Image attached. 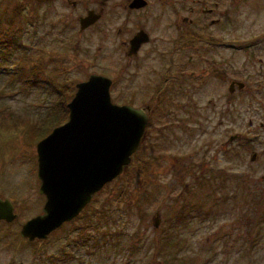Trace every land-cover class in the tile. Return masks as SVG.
<instances>
[{"label":"rangeland","instance_id":"rangeland-1","mask_svg":"<svg viewBox=\"0 0 264 264\" xmlns=\"http://www.w3.org/2000/svg\"><path fill=\"white\" fill-rule=\"evenodd\" d=\"M130 1L0 0V23L12 21L14 30L10 45L0 43V197L8 198L17 214L0 222V264H264V93L243 90L219 96L211 81L207 91L188 98L177 90L157 103L137 95L141 88L156 94L160 79H154L155 69L179 72L194 55L195 63L205 54L214 63L218 49L197 42L199 51H171L176 34L171 0H147L142 9H130ZM226 2L219 3L226 8H214L215 16L224 19L210 29L222 27L235 34L228 26L233 18L241 47L256 40L263 48L264 0ZM17 4L21 7L15 14ZM100 9V18L81 29L80 18ZM230 9L233 15L228 17ZM179 24L183 30L185 23ZM140 28L150 40L138 56L137 51L129 57L128 41ZM229 52L225 49L223 56L231 57ZM237 57L239 66L246 57L241 52ZM139 61L144 63L141 68ZM24 67L29 72L21 74ZM14 69L21 79L16 83ZM90 74L113 80L115 103L123 98L134 99L131 106L136 108L158 104L149 138L140 143L126 170L94 194L77 216L47 238L30 240L22 236L21 227L43 212L46 200L39 192L37 143L58 126L47 124L56 104L72 97L77 83ZM259 80L257 76L254 82ZM219 105L221 114L215 109ZM175 106L176 121L164 129L166 110ZM67 120L68 114L60 112L61 124ZM200 126L208 130L203 135ZM187 157L192 161L186 163ZM145 163L151 167L137 177ZM191 164L196 166H185ZM230 168L234 175L228 176ZM130 181L127 200L116 199L119 188L129 191ZM156 215L158 226L153 224ZM87 216L100 220L97 229L84 226Z\"/></svg>","mask_w":264,"mask_h":264},{"label":"water","instance_id":"water-1","mask_svg":"<svg viewBox=\"0 0 264 264\" xmlns=\"http://www.w3.org/2000/svg\"><path fill=\"white\" fill-rule=\"evenodd\" d=\"M146 3L132 0L129 7L139 8ZM101 15L102 11H88L80 18L81 29ZM149 39L148 33L139 31L131 38L128 53H137ZM111 85V78L100 74H91L77 83L67 103L68 120L38 141L39 192L46 200L43 212L22 225V236L30 240L47 238L52 230L77 216L93 195L132 161L144 138L148 115L144 108L114 103ZM16 217L12 202L0 197V220L12 221ZM159 221L156 215L154 226Z\"/></svg>","mask_w":264,"mask_h":264},{"label":"flooded vegetation","instance_id":"flooded-vegetation-1","mask_svg":"<svg viewBox=\"0 0 264 264\" xmlns=\"http://www.w3.org/2000/svg\"><path fill=\"white\" fill-rule=\"evenodd\" d=\"M184 1L185 2H176L175 0L174 1L171 0V3L169 4L171 5L172 15L176 16V18H174L175 20L173 23L175 26L173 30L176 31V34L174 36L175 44L173 45L174 48L171 51L178 53V52H185L190 48L198 49L199 47L198 45L201 42L203 44L205 42L206 44H210L214 46V48L218 49L217 51H215L216 61H214V63L213 62L210 63L209 60H207L205 54L204 57L201 59V61L199 59V62L195 63V59L198 57V55H194L189 57V62L191 64L189 66L187 65L184 66L182 69H180L181 67H179L180 69L179 72H174L172 68H168L170 72L168 71L167 73L160 72V68H158L157 70L155 69L154 79H156L157 77L160 79L156 85V91H157L156 94L154 93L149 94L148 92L149 89L143 90L141 88V91L137 92V95L138 94L147 95L149 96L147 97L149 100H152V98H154L157 103L158 101L164 100L169 96L172 97L174 92L169 93L170 90L171 91L177 90L183 93V96L188 98L195 95L197 91H199L200 93L203 91L204 92L207 91L208 89L205 88L208 82L211 81H214L216 83V86L218 87V91H219V96L225 95L226 93H230V92L232 93V95H235L236 93L241 91L242 94H244L243 90L246 91L248 95L255 93L263 94L264 93V47L259 49L254 44L256 40H253L251 41V44H248L245 48H242L241 47L242 43L239 41V37H237V29H238L237 24L235 21H232L233 18L229 20L228 26L232 25L230 26V28L235 29V34L233 32L228 34L227 33L228 29L223 30L222 27H220L219 29H215L213 31L210 29V24H220L221 20L224 19V18H220L219 16H215L214 8L217 5L219 8L225 7V5L221 6L219 3H225L226 0H214V2H212V0H184ZM146 2L147 3L145 6L139 8H130V7L129 8L130 9L145 8L148 5L147 0ZM177 3H180L181 6L182 5L183 6L181 7L177 5ZM213 3L214 6L212 5ZM73 4L75 5L76 2H73ZM105 4H103L101 0V5H105ZM100 11H102L103 13V9H100L99 12ZM232 15H233V10L230 9L229 12L227 13V16L231 17ZM210 17L211 20L209 21V23L206 24L205 20L207 18L210 19ZM181 21L185 23L184 26H180L183 30L179 28L180 25L179 23ZM139 31H144L148 33L143 28H140L136 33H138ZM135 34H133V36ZM205 37L210 39L205 40ZM131 38L128 41L127 52H126L129 57L132 56V54L128 53V50L130 48ZM197 42H199L198 45ZM141 47L142 45L140 46V49L138 50V53L135 56L139 55V52L142 49ZM225 49H230L229 55L231 57L228 58L226 56H223V51ZM197 51H199V49ZM240 52L245 54L246 59L242 64L236 66L235 60L236 61L238 60L237 56L238 53ZM201 57H202V53H201ZM140 61L139 63H137L138 68H141L140 66H143L144 64L143 62ZM260 67L263 68V72H259L262 70ZM257 76L260 77L261 80V81L259 80L258 83L254 82L255 77ZM175 81L177 82L176 85L177 89H175ZM237 98L238 97H234V100L236 101ZM128 100L133 101L134 99H128ZM156 103L151 104V102H148V104L145 107H142L145 109L148 115V123H149V117L158 110V104ZM217 106L218 103L213 102V107H217ZM262 107L264 110V106ZM227 108H229V106H227ZM215 109H217L221 114L222 105H219V107ZM171 114L172 112H168L167 116H170ZM209 118H211V116ZM219 121L221 120L219 119ZM199 131H200V135H203L208 130L206 129L203 130L202 127L200 126ZM231 137H233L234 139L236 138V135H233ZM236 143L238 144V140L236 141ZM4 221L5 220H0V222H4ZM260 221L262 220L258 219V222Z\"/></svg>","mask_w":264,"mask_h":264},{"label":"trees","instance_id":"trees-1","mask_svg":"<svg viewBox=\"0 0 264 264\" xmlns=\"http://www.w3.org/2000/svg\"><path fill=\"white\" fill-rule=\"evenodd\" d=\"M21 7V4H17L16 6H15V14H16V11L18 10V8H20ZM14 14V15H15ZM13 15V16H14ZM12 21H8L7 23H5V24H1L0 23V43H3V45H10L13 41H14V30L12 29ZM17 66V65H16ZM1 67V66H0ZM29 72V69L28 68H26V67H24V68H21L20 69V73L21 74H24V73H28ZM32 78H36V75H33L32 76ZM71 95H66V97H63L62 98V101H61V103L58 105V104H56V109L53 111V113L52 114H50V116L48 117V122H47V124H50V125H52L51 127L53 128L54 126H56V125H59V124H61V122H60V112H61V114L62 115H66V114H68V108H67V102L69 101V99L71 98L70 97ZM118 100H120L121 101V103H124V104H131V103H133V101L132 100H126V99H123V98H118ZM176 106H175V108L174 109H171V108H168L167 110H166V112L168 113V112H172V114L170 115V116H167V113H166V118H167V121L165 122V123H163V127H164V129H166L167 127H168V125H173V122H175L176 121V116L175 115H177L178 114V112H177V110H176ZM170 122V123H169ZM150 123H151V116L149 117V123H148V126H147V131H146V136H145V138H144V141L145 140H148V138H149V132H148V127H149V125H150ZM169 123V124H168ZM167 124V125H166ZM225 149L227 150L228 149V147H225ZM137 155H138V153L136 152L133 156H132V160L133 159H135L136 157H137ZM190 161H192V159L190 158V157H187V162L186 163H188V162H190ZM129 166V165H128ZM127 166V167H128ZM185 166H187L189 169L190 168H194L196 165H194V164H191V165H185ZM126 167V168H127ZM149 167H151L150 166V164H143V170L141 171V172H139L138 174H137V177H140V175L142 174V173H144L143 171L147 168H149ZM126 168L123 170V172L126 170ZM135 173H133V174H131V176L133 177V179L136 177V175L135 176H133ZM229 175H234L233 174V170H232V168H230V170H229V173H228V176ZM136 177V178H137ZM137 182L138 183H136V185H138L137 186V188H136V190H135V192L137 191V192H139L140 190H141V185H140V180L139 179H137ZM133 186V183L130 181V183H129V191H127V190H125V189H123V188H119L118 190H117V192H116V196H114L116 199L118 198V197H124L123 199H126L127 200V195H129L130 193H131V191H130V189H131V187ZM124 194H126L125 196H124ZM130 196V195H129ZM134 198H136L137 199V197H136V194H135V196H134ZM128 202H133V200H132V198H129V200H128ZM85 227L86 226H88V227H90L91 229H97L98 227H99V225H100V220L99 219H96V220H93L92 218H90V216L88 217H86L85 219ZM166 234V233H165ZM103 235H105V233H103Z\"/></svg>","mask_w":264,"mask_h":264},{"label":"bare ground","instance_id":"bare-ground-1","mask_svg":"<svg viewBox=\"0 0 264 264\" xmlns=\"http://www.w3.org/2000/svg\"><path fill=\"white\" fill-rule=\"evenodd\" d=\"M2 67V66H1ZM16 69L18 68V67H15ZM21 69V68H20ZM18 70V69H17ZM11 73H13L14 75H16L14 78H13V81H12V83H16V81L15 80H18V81H20L21 79L19 78V74H17V71L14 69L13 70V72H11ZM11 73L10 74H8L9 75V77H10V75H11Z\"/></svg>","mask_w":264,"mask_h":264}]
</instances>
